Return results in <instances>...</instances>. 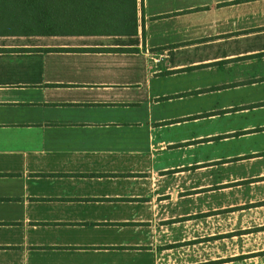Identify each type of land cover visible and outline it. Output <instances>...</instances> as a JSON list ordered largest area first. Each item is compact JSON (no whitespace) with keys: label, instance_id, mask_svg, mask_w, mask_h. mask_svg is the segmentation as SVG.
<instances>
[{"label":"crops","instance_id":"obj_1","mask_svg":"<svg viewBox=\"0 0 264 264\" xmlns=\"http://www.w3.org/2000/svg\"><path fill=\"white\" fill-rule=\"evenodd\" d=\"M258 211L264 0H0V264H229Z\"/></svg>","mask_w":264,"mask_h":264},{"label":"rangeland","instance_id":"obj_2","mask_svg":"<svg viewBox=\"0 0 264 264\" xmlns=\"http://www.w3.org/2000/svg\"><path fill=\"white\" fill-rule=\"evenodd\" d=\"M234 223L231 221L229 264H264V226L240 228L263 224L264 211L246 214Z\"/></svg>","mask_w":264,"mask_h":264}]
</instances>
